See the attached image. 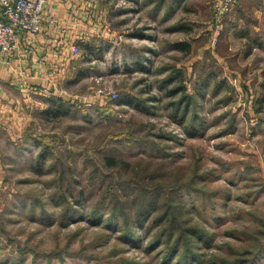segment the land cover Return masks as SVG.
Listing matches in <instances>:
<instances>
[{
    "label": "rangeland",
    "instance_id": "1",
    "mask_svg": "<svg viewBox=\"0 0 264 264\" xmlns=\"http://www.w3.org/2000/svg\"><path fill=\"white\" fill-rule=\"evenodd\" d=\"M211 1L106 0L109 36L72 52L57 96L70 113L16 103L0 264H174L183 245L189 264H264V0L220 23ZM168 230L187 240L166 255Z\"/></svg>",
    "mask_w": 264,
    "mask_h": 264
},
{
    "label": "crops",
    "instance_id": "2",
    "mask_svg": "<svg viewBox=\"0 0 264 264\" xmlns=\"http://www.w3.org/2000/svg\"><path fill=\"white\" fill-rule=\"evenodd\" d=\"M106 11V0H45L41 31L21 36L12 53H0V129L2 122L15 120V112L24 117L16 103L63 92L76 70L72 52L109 36Z\"/></svg>",
    "mask_w": 264,
    "mask_h": 264
},
{
    "label": "built area",
    "instance_id": "3",
    "mask_svg": "<svg viewBox=\"0 0 264 264\" xmlns=\"http://www.w3.org/2000/svg\"><path fill=\"white\" fill-rule=\"evenodd\" d=\"M236 2L212 0L214 21L220 23ZM44 3L45 0H0V52H13L21 36L41 31Z\"/></svg>",
    "mask_w": 264,
    "mask_h": 264
},
{
    "label": "trees",
    "instance_id": "4",
    "mask_svg": "<svg viewBox=\"0 0 264 264\" xmlns=\"http://www.w3.org/2000/svg\"><path fill=\"white\" fill-rule=\"evenodd\" d=\"M91 46L92 45H90L89 43L82 44V47L84 48L85 52L86 51L90 52ZM82 75H83V73L81 72V70H79L76 73L75 77H81ZM46 102H48L49 104L50 103H54V105L52 107L49 106L45 110H43L44 114H48V116H52V117H57L59 115H64L65 116V115L70 113V111H71L70 108H72V106L71 107L65 106L66 103L64 101L60 100V98H58L57 96H54V95H51V96L47 97L46 98ZM117 103H118V105H121V104L126 103V102L125 101H118ZM49 104H47V105H49ZM184 111H185V109L183 108V114H184ZM189 127H190V129H194V127L192 125H190ZM148 198H150L149 205H151V202H153V197L151 195H149ZM171 209H174V207L171 208ZM177 216H178V214L175 211L171 210V212H170V210H169V217H172V218L176 217V219H177ZM173 219L175 220V218H173ZM171 224H173V223L170 222V225ZM189 230H188V232H189ZM128 233H129V236H131L132 238H135L134 232L132 230H130ZM169 234H170V236L172 234V232L170 230H168L166 239L164 240V242L161 245V247H163L164 252L166 253V255L167 254L168 255L171 254V249H172V247L174 245H177L176 243L178 242V240L180 241L181 238L184 239V240H187L185 237H182V232H181L177 236L176 240L173 243H170V242H168ZM169 246H170V248H169ZM185 249H189V248H187L185 245H183V250L181 252H179L180 250L178 251L179 253H178V256H177L174 264H189V263H193L194 262L193 260H198L199 259V255L196 252H194L193 250H190V252L187 253L185 251ZM172 251H174V250H172ZM171 259H172V256H171V258L166 259V260L170 261ZM191 259H193V260H191ZM189 260H191V261H189ZM255 260H256V257L254 256V257L250 258V260H246V261L242 260V261H239L236 264H254Z\"/></svg>",
    "mask_w": 264,
    "mask_h": 264
}]
</instances>
